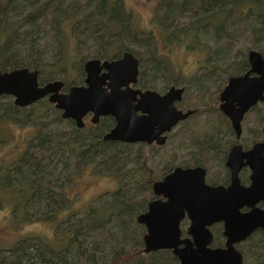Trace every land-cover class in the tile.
<instances>
[{
  "label": "trees",
  "instance_id": "1",
  "mask_svg": "<svg viewBox=\"0 0 264 264\" xmlns=\"http://www.w3.org/2000/svg\"><path fill=\"white\" fill-rule=\"evenodd\" d=\"M155 1V29L142 34L132 25L124 0H0V73L23 68L37 71L38 82L42 86L51 82L53 75L63 74V71L68 76L70 63L76 62L79 63L77 68L81 77H84L82 59L85 53L88 55V47L98 44L103 52L93 54L91 58L114 60L128 51L139 61V85L151 89L156 87L148 73L151 71L153 76L160 74L164 77V91L179 82L170 75L173 71L162 54V47L177 44L187 51L201 50L204 58L199 61V72L205 74L201 77L202 81L197 78L190 84L202 86L211 82L217 74L226 82L228 78L247 70L245 55L240 59L230 58L228 43L236 39L238 33L248 35L254 41L253 47L264 39V0ZM135 38H141L136 39L134 44V49H139L137 51L122 44ZM79 49H84L81 56L73 53ZM69 51L73 54L69 55ZM260 51L264 52V49ZM52 52L54 63L47 65L46 54ZM82 83L83 78H80L70 86ZM64 85L67 91L70 86ZM45 103L44 99L40 100L35 103L39 106L26 114L27 107L18 108L12 97L0 96V131L29 122L41 128L28 142L29 148L16 166L0 173L7 175L10 181V173L14 171L19 178L17 189L11 190L13 194H23L25 203H21V207L34 202L41 206L40 212H48V216L57 215L63 205L62 194L55 192L57 185L52 181L45 183V179L52 180L57 171L69 173V169L74 168L72 160L76 164L77 161L83 163L84 168L105 165L107 173H114L119 178V186L99 198L97 208L84 212L81 223L71 222L70 219L58 222L57 227L65 226L60 232L64 243L58 249L52 250L36 238L26 237L9 250H0V264H178L168 250L147 255L142 253L145 230L136 223V218L146 211L147 204L153 199L151 188L157 181L153 177V169L140 160L143 155L137 151L134 154L137 159L131 162L126 161L128 156L121 159L135 167L119 175L118 171H122L125 163L115 172L112 170L119 165L122 155L116 150L118 145L100 140L101 134L110 128L108 120L93 132L90 128L76 130L67 122L70 132L55 139L53 132H43V122L31 121L33 115L44 118L45 112L52 111L54 121L58 122L56 110ZM125 148L126 154L143 146ZM38 150L39 155L34 153ZM108 162L111 164L108 165ZM193 165L199 166L201 161L194 159ZM189 166L190 160H179L175 166L165 167L159 178L175 167ZM213 229L212 247H222L221 227L217 225ZM236 248L242 253L244 264H264L262 232L256 231Z\"/></svg>",
  "mask_w": 264,
  "mask_h": 264
},
{
  "label": "water",
  "instance_id": "2",
  "mask_svg": "<svg viewBox=\"0 0 264 264\" xmlns=\"http://www.w3.org/2000/svg\"><path fill=\"white\" fill-rule=\"evenodd\" d=\"M248 61L251 69L242 76L229 78L220 94L219 109L237 134L243 115L257 101L264 100L261 97L264 58L250 51ZM83 71V85L70 86L67 93H61L63 81L40 86L37 71L23 68L0 73V96L12 97L18 108L29 107L47 97L62 112L61 118L73 120L77 129L83 127L82 119L87 113H92L94 124L100 117H113L116 124L103 140L124 143L155 141L157 145H164L165 134L194 113L182 112L174 106L181 101L183 88L172 86L164 95L131 89L129 85L137 83L139 61L128 51L112 61L88 59ZM250 73L259 77L250 78ZM136 94L140 95L138 100ZM256 148L263 146L245 154L251 169L249 187L240 186L237 180L243 158L237 155L238 148L232 149L228 158L231 184L226 188L206 185L205 170L200 167H176L154 182L151 191L155 199L136 218V223L145 228L143 253L168 250L178 264H243V256L236 246L257 230L264 235V211L255 207L259 202L264 203V156L259 157ZM251 156L256 158L251 161ZM243 208L249 210L241 212ZM185 216L189 225L186 237H182L180 223ZM217 224L222 227L224 244L211 247L210 228Z\"/></svg>",
  "mask_w": 264,
  "mask_h": 264
},
{
  "label": "rangeland",
  "instance_id": "3",
  "mask_svg": "<svg viewBox=\"0 0 264 264\" xmlns=\"http://www.w3.org/2000/svg\"><path fill=\"white\" fill-rule=\"evenodd\" d=\"M156 4L155 0H124V7L129 11L132 25L138 32H142L143 34L144 32H150L155 29ZM136 39L140 40L141 38H135L133 40L127 39L123 41L122 44L124 47L137 51L139 49H134ZM253 42L254 41L249 38L248 35L242 32L238 33L237 38L228 43L230 46V58L240 59L242 55L246 57L247 52L253 49ZM88 49V55L85 53V57L82 59L83 63L91 59L93 54H101L103 52L98 44H93L90 48L88 47ZM49 50L50 49H48L47 52H49ZM75 50L73 53H78L80 56L84 51V49H79L78 52ZM161 51L172 68L171 70L173 72L170 74L171 77L179 82L177 86L184 88L186 86L182 102L178 107L183 111L197 109L198 112L190 120L175 127L166 145L160 149L158 148V152H155V148H142L139 150L133 149L132 152L129 151V155L128 152L125 154V151H127L125 147L118 146L116 150L122 155H120L119 165L117 164L116 167H112V170L115 172L117 168H121L123 163H125L121 159L124 157L126 158V156H128L126 161L128 160L131 162L132 159H137L134 154L138 151L143 155V157H140V160L153 169V177L159 180V176L165 167H169L172 164L175 166L179 160L183 162L184 159L190 160V164L193 162L189 157L192 155L191 140L193 136L195 138L199 137L200 139L203 134L207 138L215 135V141L212 143V146L215 147L216 150L214 152H208L209 154L206 155V158L210 160L205 163V167L209 170L210 176L218 180L219 177L222 176L219 156L221 151L225 149L226 142L228 141L227 136H223L222 134L219 136L216 134L219 127L221 128V132L226 133V124L221 119L220 116L222 115L218 111V96L222 87L225 85L224 78L220 74H217L211 82L202 86H194L190 83L197 78H200L202 81L203 79H201V77L205 74H200L199 72V70H201L199 61L204 58L202 51L198 49L187 51L177 44L176 46L162 47ZM73 53L69 51V55ZM46 56L47 65L53 64L55 60L53 58V52L46 54ZM78 64H76V62L70 63L71 70H68L69 72L67 71L68 76L66 72L63 71V74L53 75L52 77L54 78L52 81L59 80L63 81L64 84L68 86L72 84L75 85V82L83 78L77 68ZM148 73L149 75L150 73L152 74L150 71ZM151 77L154 79L153 83L158 89L155 91L160 93V91L164 89L163 85H166L164 77L160 74L154 76L152 74ZM185 82H189V84L187 85ZM3 103L5 104L6 100H4ZM45 104L48 106V103ZM38 106L37 104H33L27 107L25 113L29 114ZM43 115L44 118L35 115L31 117L32 122H43V132H53L52 136L55 139L58 136H64L70 132L67 123H58L54 121L52 111H47ZM257 116L260 115H248L245 119V123L242 124L244 134L241 138V142L242 145L246 147H248L249 140L253 141L254 139L252 138H255L260 132L259 123L263 120L264 116L261 114L259 122ZM87 123L89 125L88 120ZM29 124H18L17 126H9L5 129H1L0 173L4 172V170H12L16 166L18 160L29 148L28 142L30 139L41 130V128ZM247 133H249V137H251L252 134L251 139L248 138ZM41 151V153H43V150ZM206 152L207 151L203 152V154L205 155ZM34 153L39 155L40 152L38 150L34 151ZM72 164L74 168L72 166L69 169V173L64 172L61 174L60 171H57L53 175L52 180L45 179V183L52 181L53 184L57 185V187H55V192L57 194L61 192V199H63L60 212L57 215H49L50 217L48 216V212L46 214L40 212L41 206L38 207L37 205L39 204L35 205L34 202H29L30 204H24V206L21 207V203H25V199L21 193L14 192L13 194V190H16L18 187V182L16 181H19L14 171L10 173V181L7 175L0 174V250H9L14 244L26 237L36 238L52 250L55 248L58 249L59 246L64 243V240L60 239V237H63V234L60 232L63 231L65 227L64 225L57 227L56 225L58 222L70 219L71 222L81 223L84 212L97 208V200L103 195L115 191L119 186V178L115 176L114 173H107L105 165H98L96 168L88 165L84 168L82 165L83 163L77 161V166L74 160H72ZM107 164L109 165L111 163L108 162ZM133 167H135V165L132 163H125L122 171H118V174L120 175L121 172L122 174H126V172L130 169L132 170ZM6 180L9 182L4 183ZM54 218L56 219L54 220ZM24 219L25 221H23ZM186 228L187 224L181 225V231L185 232ZM214 230L215 229L212 230L213 235Z\"/></svg>",
  "mask_w": 264,
  "mask_h": 264
},
{
  "label": "flooded vegetation",
  "instance_id": "4",
  "mask_svg": "<svg viewBox=\"0 0 264 264\" xmlns=\"http://www.w3.org/2000/svg\"><path fill=\"white\" fill-rule=\"evenodd\" d=\"M260 49H264V39H260L259 41H258V45L257 46H255V47H253V49L252 50H249L248 52H247V55H246V61H247V65H248V68H247V70L245 71V72H243L242 74H239V75H235V76H242V75H244V74H246L250 69H251V66L249 65V61H248V53L250 52V51H253V52H256V53H258L262 58H264V52H261L260 51ZM118 59V58H117ZM114 60H116V59H114ZM100 61H105V60H100ZM107 61H112V60H107ZM83 65H84V63H83ZM82 71H83V66H82ZM104 72V70H102L101 71V73H103ZM151 72V71H150ZM83 78L85 79V73H84V71H83ZM150 76H152V74L150 73ZM235 76H232V77H235ZM148 77V76H147ZM249 77L250 78H258L259 76L256 74V73H250L249 74ZM138 78H139V73H138V77H137V83L135 84V85H129V87L131 88V89H133L134 91H140L141 93H143V92H146V91H151V92H156V93H158L159 95H164L168 90H169V88L170 87H172V85L171 86H169L168 88H166L164 91H160V93L159 92H157V91H155V90H158L156 87H154L153 89H151V88H146V87H143V86H141V85H139V83H138ZM150 78H152V77H150ZM231 78V77H230ZM84 79H83V81H84ZM145 79H146V81H148V79L145 77ZM229 79V78H228ZM228 79H227V81H228ZM227 81L225 82V85L222 87V90L219 92V96H218V102H219V104H218V111L220 112V114L222 115V116H220L221 117V119L224 121V123L226 124V133H223V132H221L220 131V127L218 128V131H217V135H223V136H227L228 137V141L226 142V147H225V149L223 150V151H221V154H220V162H221V166H220V171H221V173H222V176H220L219 177V179L217 180L215 177H211L210 176V174H209V170L205 167V163H207V161L208 160H210V159H208V158H206V155H208L209 153L208 152H214L216 149H215V147H213L212 146V143L215 141V135H212V136H209L208 138L203 134V136L199 139V137H197V138H195L194 136H193V139L191 140V145H192V155L191 156H189L190 158H192L193 160L194 159H198L199 161H201V165H196V166H194L193 165V162L190 164V166L189 167H185L184 169H189V168H196V167H200V168H202V169H204L205 170V184L206 185H208V186H221V187H224V188H226V187H228L230 184H231V170H230V168L227 166V162H228V158H229V155H230V152L232 151V149H234V148H238V150H237V155L239 156V157H243V158H241V167H240V169H239V171H238V173H237V180H238V182H239V185L240 186H242V187H249L250 186V184H251V169H250V167H249V162H248V160L246 159V157H247V155L249 154V153H251L252 151H253V149H254V147H261V146H263V148L262 149H260V148H256V153H258L259 154V157H262V156H264V118H263V120L262 121H260V119H261V114L264 116V100H259V101H257L253 106H251L249 109H248V111L243 115V117H242V119H241V121H240V124H239V134H237L234 130H233V128H232V125H231V122H230V120L223 114V112H221L220 111V109H219V107H220V105L222 104V102L220 101V94H221V92L223 91V89H224V87L226 86V83H227ZM81 85H83V83L81 84ZM175 88H183L184 89V92H183V94H182V99H183V95H184V93H185V91H186V89L184 88V87H179V86H174ZM65 89V85H64V87H63V89H62V91H61V93H67V91H65L64 90ZM122 90H124L125 89V87H122L121 88ZM261 97L264 99V91L262 92V94H261ZM140 98V95L139 94H136L135 95V99L136 100H138ZM182 99H181V101L180 102H175L174 103V106H175V108L177 109V110H180V111H182V112H186V111H193L194 113L191 115V116H189L185 121H183V122H179L175 127H177V126H179L180 124H182V123H185L186 121H188V120H190L193 116H195L196 114H197V112H198V110L197 109H192V110H185V111H183L182 109H180L179 107H178V105L182 102ZM44 100L45 101H47V103L49 104V105H51L52 107H53V109L54 110H56L55 109V107H54V105L53 104H50L49 102H48V98L47 97H45L44 98ZM134 105H136V102H134L133 103ZM56 112L58 113V117H59V120H58V123H61V122H65V123H67V122H69V125H73L75 128H76V130H83L84 128L85 129H88V128H90V131L91 132H93V131H96L98 128H100V126H101V124H102V122H104L105 120H108V122H110V128L108 129V131H105L103 134H101V136H100V140L103 142V143H107V144H109V145H112V144H116V145H118V146H120V145H122V146H125V147H134V145H142L143 146V148H148V149H151V148H155V149H157V148H162V147H164L165 145H166V143H167V141H168V139H169V137H170V134H171V132L173 131V129L175 128V127H173L172 129H171V131L169 132V133H166L165 135H166V142H165V144L164 145H157L156 144V142L154 141V142H152L151 144H148V143H146V142H143V143H124V142H120V141H110V140H107V141H104L103 140V138H104V136H106L107 134H109L110 133V131L114 128V126H115V120H114V118L113 117H110V116H106V117H100L99 118V120H98V122L97 123H92L91 122V119H92V113H87L84 117H83V119H82V121H83V127L82 128H79V129H77V127H76V124H75V122L73 121V120H70V119H62L61 118V114H62V112L61 111H59V110H56ZM250 114H254V115H260V116H257V119H258V122L260 121V132L256 135V137L255 138H252V134H251V137H249L248 135H249V133H247V136H248V138H252V139H254L253 141H251V140H249V144H248V147H246V146H244V145H242V140H241V138H242V136H243V134H244V130H243V127H242V124H244L245 123V119H246V117L248 116V115H250ZM137 115H140V112H137ZM223 117V118H222ZM87 120L89 121V125H88V123H87ZM68 124V123H67ZM233 139V140H232ZM205 151H207L206 152V154L204 155L203 154V152H205ZM245 154H247L246 155V157H245ZM251 158V161L252 160H254L255 158H256V156L254 157V156H251L250 157ZM218 160H219V158H218ZM176 168V167H175ZM182 168V167H181ZM174 169V168H173ZM173 169H171V171L173 170ZM170 171V172H171ZM170 172H168V173H170ZM167 175V174H166ZM166 175H164V176H166ZM163 176V177H164ZM163 177H161L159 180H161ZM159 180H157V181H159ZM16 181V180H15ZM17 182V181H16ZM156 182V181H155ZM152 192V191H151ZM153 195V194H152ZM153 199H155V197L153 196ZM152 199V200H153ZM148 205V204H147ZM255 207L257 208V209H260V210H263L264 211V203L263 202H259V203H257L256 205H255ZM249 209H246V208H243V209H241L240 211L241 212H247ZM142 214V213H141ZM187 224V227H188V225H189V223H188V220L186 219V216L184 217V219L181 221V223H180V230H181V225H186ZM217 225H219L220 227H221V225L220 224H217ZM217 225H214V226H217ZM142 226V225H141ZM214 226H212L211 228H210V230H211V232H212V228L214 227ZM143 227V226H142ZM144 228V227H143ZM144 230H145V228H144ZM186 230H187V228H186ZM186 230H185V232H183V231H181L182 232V237H186ZM257 231H260V230H257ZM256 232V231H255ZM254 232V233H255ZM261 232V231H260ZM213 233V232H212ZM263 234V233H262ZM221 235H222V227H221ZM252 235V234H251ZM223 241H224V239H223ZM223 244H224V242H223ZM242 244V243H241ZM239 245V244H238ZM211 247H212V244H211ZM242 254V253H241ZM243 256V255H242ZM243 264H244V258H243Z\"/></svg>",
  "mask_w": 264,
  "mask_h": 264
}]
</instances>
